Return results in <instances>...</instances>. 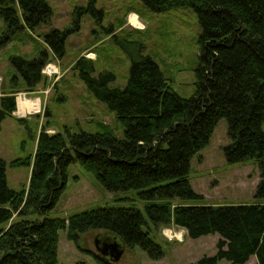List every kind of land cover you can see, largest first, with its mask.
Segmentation results:
<instances>
[{"label":"trees","instance_id":"trees-1","mask_svg":"<svg viewBox=\"0 0 264 264\" xmlns=\"http://www.w3.org/2000/svg\"><path fill=\"white\" fill-rule=\"evenodd\" d=\"M151 13L191 7L197 15L199 65L194 69V91L183 98L171 87L157 62L137 53L123 88L111 87V71L97 77L94 61L81 56L77 71L95 98L113 112L123 131L117 138L98 123L95 132L66 136L41 130L31 160L26 189L7 186L6 163L0 157V264H56L58 231L77 243L86 233L102 231L121 248L139 246L151 260L164 252L151 236L150 226L134 207L91 208L67 219L49 217L64 189L67 166L74 161L107 190H135L148 203L145 212L154 226L173 223L187 236L217 235L216 253L196 264H264V204L173 205L174 199L199 200L191 189L189 162L209 141L220 118L227 122L230 143L223 148L230 164L251 161L261 169L255 196L264 197V0H141ZM90 5V4H89ZM51 8L45 0H0L6 37L25 29L34 32L47 23ZM69 29L43 34L46 50L31 59L12 58L31 91L42 80L41 70L65 54ZM46 78V77H45ZM12 91L0 96V124L15 111ZM31 162V163H30ZM89 253L98 264L106 258Z\"/></svg>","mask_w":264,"mask_h":264},{"label":"rangeland","instance_id":"rangeland-1","mask_svg":"<svg viewBox=\"0 0 264 264\" xmlns=\"http://www.w3.org/2000/svg\"><path fill=\"white\" fill-rule=\"evenodd\" d=\"M45 1L51 8L50 18L34 32L25 29L13 37H6L5 25L0 18V96L12 91L16 107L0 124V157L6 163L7 186L15 191L27 188L30 165L12 163L17 159L21 162L31 160L41 130L66 136V131L95 132L96 125L101 123L117 138L124 136L113 112L94 97L77 71L72 69L77 58L84 56L94 61V77L103 70L111 71L115 78L109 86L123 88L137 53L150 55L170 81L172 89L183 98L193 94V71L199 65L201 28L191 7L154 14L141 0ZM130 16L136 18L140 27L130 23ZM51 29L70 30L64 43L65 54L48 63L55 70L53 77L41 72V82L27 91L22 88V76L11 59L28 60L37 50H46L42 36ZM229 143L227 122L220 118L208 144L189 162L188 182L201 199L177 198L171 201L173 205L264 204V197L255 196L261 181V167L251 161L228 163L223 148ZM66 175L64 189L49 211V217L67 219L91 208L134 207L146 218L151 236L164 252L161 259L151 260L137 245L131 249L122 247V256L114 264H196L201 258L216 253L217 235L191 239L186 231L173 223L154 226L146 215L145 206L160 204L162 200L141 199L132 189L109 191L76 161L67 166ZM66 235V230L58 231L56 264H98L84 250L100 256L94 241H114L102 231L86 233L77 243L68 240ZM254 263L255 257L251 256L244 264ZM217 264L230 263L220 260Z\"/></svg>","mask_w":264,"mask_h":264},{"label":"water","instance_id":"water-1","mask_svg":"<svg viewBox=\"0 0 264 264\" xmlns=\"http://www.w3.org/2000/svg\"><path fill=\"white\" fill-rule=\"evenodd\" d=\"M97 245L98 241L95 240L94 246L96 251L100 254L102 258L106 257L110 264L118 262L122 256L123 250L116 240L110 243H103L100 247Z\"/></svg>","mask_w":264,"mask_h":264},{"label":"built area","instance_id":"built-area-1","mask_svg":"<svg viewBox=\"0 0 264 264\" xmlns=\"http://www.w3.org/2000/svg\"><path fill=\"white\" fill-rule=\"evenodd\" d=\"M43 74H45L47 77H53L55 75V70L49 67V64H46L44 68L41 70ZM26 110V109H25ZM18 112V110H17ZM26 112H28L26 110Z\"/></svg>","mask_w":264,"mask_h":264},{"label":"bare ground","instance_id":"bare-ground-1","mask_svg":"<svg viewBox=\"0 0 264 264\" xmlns=\"http://www.w3.org/2000/svg\"><path fill=\"white\" fill-rule=\"evenodd\" d=\"M129 21H130V23H132V25H134L136 27H140V24L138 23V21L136 20V18L134 16H130ZM49 67L53 69L52 66H49ZM23 103L26 106L24 99H23Z\"/></svg>","mask_w":264,"mask_h":264},{"label":"flooded vegetation","instance_id":"flooded-vegetation-1","mask_svg":"<svg viewBox=\"0 0 264 264\" xmlns=\"http://www.w3.org/2000/svg\"><path fill=\"white\" fill-rule=\"evenodd\" d=\"M103 243H104V242H99L97 246L100 247ZM94 247H95V246H94ZM104 258H106V257H104Z\"/></svg>","mask_w":264,"mask_h":264},{"label":"clouds","instance_id":"clouds-1","mask_svg":"<svg viewBox=\"0 0 264 264\" xmlns=\"http://www.w3.org/2000/svg\"><path fill=\"white\" fill-rule=\"evenodd\" d=\"M182 231H187L186 229H182Z\"/></svg>","mask_w":264,"mask_h":264},{"label":"crops","instance_id":"crops-1","mask_svg":"<svg viewBox=\"0 0 264 264\" xmlns=\"http://www.w3.org/2000/svg\"><path fill=\"white\" fill-rule=\"evenodd\" d=\"M32 102H33V101H32ZM27 103L29 104V103H31V101H28Z\"/></svg>","mask_w":264,"mask_h":264}]
</instances>
